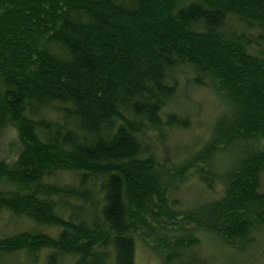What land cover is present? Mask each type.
I'll return each instance as SVG.
<instances>
[{
  "label": "trees",
  "instance_id": "obj_1",
  "mask_svg": "<svg viewBox=\"0 0 264 264\" xmlns=\"http://www.w3.org/2000/svg\"><path fill=\"white\" fill-rule=\"evenodd\" d=\"M190 88L221 111L188 143ZM7 127L0 213L29 226L0 264H137L138 240L206 264L203 235L245 254L264 238V0H0Z\"/></svg>",
  "mask_w": 264,
  "mask_h": 264
},
{
  "label": "rangeland",
  "instance_id": "obj_2",
  "mask_svg": "<svg viewBox=\"0 0 264 264\" xmlns=\"http://www.w3.org/2000/svg\"><path fill=\"white\" fill-rule=\"evenodd\" d=\"M190 103L181 102L183 108H190L193 112V126L189 132L183 134L180 140L193 142L205 140L221 111L217 97L210 89H188ZM1 157L6 161H13L20 152L21 146L18 134L13 127H7L0 142ZM29 226L27 220L16 218L8 212L0 213V235L19 232ZM200 253L206 264H264V238L259 237L256 245L245 254L230 251L221 242L211 236L203 235ZM8 261V259H6ZM6 261V262H7ZM137 264H163L161 258L153 252L142 240H138L136 250Z\"/></svg>",
  "mask_w": 264,
  "mask_h": 264
}]
</instances>
